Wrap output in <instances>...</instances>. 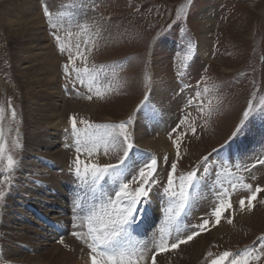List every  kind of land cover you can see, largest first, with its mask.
Returning a JSON list of instances; mask_svg holds the SVG:
<instances>
[{"label":"rangeland","instance_id":"obj_1","mask_svg":"<svg viewBox=\"0 0 264 264\" xmlns=\"http://www.w3.org/2000/svg\"><path fill=\"white\" fill-rule=\"evenodd\" d=\"M34 1L0 0V106H3L6 110L3 127L8 141L7 149L18 160L14 171L11 173L0 172V189L6 190L4 202L0 204V227L2 224L9 231L6 234L5 231L1 233L0 230V257L3 253L2 240H8V246L13 248L21 247V251H23L21 254L25 253L29 256L33 255L35 249H39L41 252L45 251V253L52 251L53 245L61 244V239L65 241V237L73 236L71 232L68 235L65 234L64 237H58L55 234L56 236L49 239L35 235L32 232L35 230L43 234L46 232L47 228L43 223L37 221L36 216V212L43 213V209L52 208L53 212L46 213L49 219L58 221L57 219H61L59 215L63 213L64 218H68L69 223L71 222V219H69L71 206L69 205L72 202L68 203V188L67 197L65 200L63 199V203H61L62 199L58 197L59 201L51 204L53 203L51 196L53 198L57 197L58 189L56 186L52 187V185L44 184L40 187L39 182L34 181L33 184L38 188L32 190L29 189V182L26 180L27 174L31 170H42L43 167L36 165L38 161L45 160L46 166L44 168L46 169L58 173L62 172V169L54 166L55 163L51 161L52 158L44 153L45 151L54 152L57 149H68V147H65L67 143L64 138H60L58 142L53 143L54 135H48V133L55 130L54 126L51 127V120L55 118L57 113L62 116L65 125L67 123V128L68 123L70 124L69 128H72L70 121L72 116L76 117L78 128H83L84 125L79 123L80 119L96 124L118 123L133 115L134 120L129 131L132 133L131 142L134 147L130 150L129 156L134 151L137 154L131 156L128 163L135 165L138 170L151 158L150 156L154 155L157 158L158 167H165L168 170L162 174L157 173L156 178L159 184L154 188L161 190L167 179H163V181L162 178L167 177L171 163L176 160V147L173 141L179 131L186 132V135H184L180 146L181 158L178 161L176 175L186 173L197 167L201 170L204 165L199 164V162L204 156H208L207 164L209 166L211 156L215 153L213 149L218 152L221 150V146L227 143H232L241 138L244 140L248 130L257 128L258 124H264V107L257 108L245 121L240 132L232 137V133L243 119V113L248 108L249 101L251 100L254 108H256L260 100L264 98V0H192L186 17L179 20L177 19L178 8L186 0H44L47 3L54 2L66 6L69 11L72 10L68 8L69 6L85 5L88 11L92 13L89 23H85L89 25V28L93 26L97 29L94 32L95 37L91 40L95 41V47L91 53L87 52L83 41L80 38L78 39L76 35L73 40L76 44L82 42L81 48H84L85 54L88 55L87 65L89 68H92L93 65L97 68L101 65L105 66V71L101 73L100 77L101 84L111 82L113 91L108 92L103 99L97 98L93 93L87 94L88 91H85L87 88L83 87L85 85L78 82L73 87V80L66 76L63 67L65 63H68L69 55L68 53L65 54L68 55L67 57L64 56L66 58L61 55L53 34L61 36V39L64 40L69 37L68 32L63 31L66 34L64 35L61 32L60 35L51 26L46 27L43 25H41L42 29L40 30L38 25L40 12L37 13L32 7V3L38 5V1ZM37 5L36 8H38ZM206 7H209V10L207 14H204L203 10ZM26 9L29 10L28 13L22 15V12ZM3 11L8 14L5 15L4 19V16H2ZM206 15L212 20L213 24L212 26L210 22L208 23L212 28L209 33L210 55L208 54L200 59L197 55L196 45L201 40V23L205 20ZM7 18L8 20L10 18V22ZM77 24L83 23L79 22L75 25ZM98 32L100 35H98ZM189 45H192L191 59L185 61L184 57L188 52ZM50 51L56 52L57 55L53 58V64L58 69L56 81L50 78L49 75L45 77L41 74V69L44 66L42 62L43 54L46 53L47 55ZM59 55L63 58H59ZM127 58L133 59L129 60L126 67L116 68L117 75L113 76L112 66L125 61ZM63 59L67 62H64ZM185 63L187 67H184ZM75 65L76 67H83L80 59L75 61ZM71 67L72 65H69V71ZM145 72L151 77L148 88L144 86ZM178 73H182V75H178ZM193 79L195 80L192 81ZM169 80L174 81L176 85L179 84L177 95H184L178 100L179 108L176 111V122L164 135L169 143L172 156L168 151H162L158 154L152 148L140 145L138 138L141 134L138 136L136 134L138 116L146 102L147 98L145 99V96L148 97L149 95L150 87L152 85L158 86ZM86 83L87 78L85 79ZM185 87L190 91L186 92L185 90L186 93L183 92ZM205 87L209 89L208 92L204 91ZM59 90L62 91V96L64 95L63 98L66 99L70 95L69 92H71L73 98L77 99H86L87 95L93 94L91 100L100 103L101 106L94 112L82 113L76 111L69 113L62 107L63 102L59 97ZM29 92L31 98L25 97L30 94ZM186 96H189L188 102L184 101ZM142 101L143 103H141ZM189 101H192V103L189 104ZM209 101H211L212 107L210 115ZM9 103L11 108L16 111L15 119H12L10 115ZM187 104L193 106V108H190ZM185 106L189 108L187 109ZM201 108L204 109L203 112L200 111ZM143 110L145 111L146 108ZM26 112H35L39 124L30 123L26 125ZM185 118H187L188 124L195 122V134L188 130L187 124L182 125L177 133H173L172 130ZM16 127H19V140L22 145L19 150L14 149L12 146V140L17 136ZM64 128L63 132L70 134ZM32 132L47 133L49 139L47 136L46 138H40L46 139L49 148L40 146L39 149L27 150L28 148H25L27 144L26 136ZM230 137L232 138L229 139ZM71 149L75 152L74 147H71ZM165 156L168 157L167 162L164 160ZM99 157L103 159L98 161L99 163L117 162L115 154H110L107 157L101 154ZM258 158L259 156L254 155L246 162L236 160L235 165H240L243 176L249 172L251 177L257 173L261 174L260 177L262 178L264 174L258 169L261 165L256 164ZM87 159L89 158L82 157V160ZM259 159H263V157ZM29 161H32V163L22 168V165ZM253 164L256 165L255 168L251 167ZM2 167L3 165H0V168ZM246 168H251V171H246ZM18 171L19 176L17 178ZM5 175L11 177V184L4 182ZM254 182L256 181L252 178L247 180V183L253 185V189L257 185L264 188V179L257 181L255 184ZM12 185L18 193L10 190L9 187H12ZM39 188L43 191L38 190ZM23 198L26 199L24 203L22 202ZM41 199L44 201L42 202ZM26 203L30 204L26 206ZM253 203L255 206L251 211H248L247 215L245 214L246 217L234 213L229 214L228 218L232 219V223L226 222V229L223 232L221 231L215 236H209L205 242L202 241V243L197 244L199 248L194 241L190 244L191 240L186 243V245H190L182 248L179 253L178 250L177 252H165L164 258L160 260L159 264L162 262L164 264L169 263V259L165 258L166 254L170 255L169 253H172V258H176L182 255L184 251H192L193 249L196 253L198 252L199 262L196 264H209L211 259L225 250L238 252L246 247L251 248L253 245L257 249L253 255H260V259H252L249 264H264V254H261L264 253V248L260 247V241L258 240L259 237L264 235V191L257 194V199ZM37 204L44 205V208ZM17 209L21 210L22 213L18 212ZM6 211L7 215H12L14 218L6 220ZM240 213L242 215L244 211H240ZM69 223L64 224L61 222L60 225H64L63 227L67 229ZM8 234L10 237H8ZM65 244L64 242L61 246L65 247ZM82 248L84 249V255L87 256L85 247ZM65 250L68 251L69 247H66ZM209 252L213 253L212 257L207 255ZM43 261H46V263L40 264H66L65 260H56L48 254L43 256ZM0 264L29 263L0 261Z\"/></svg>","mask_w":264,"mask_h":264},{"label":"snow or ice","instance_id":"obj_2","mask_svg":"<svg viewBox=\"0 0 264 264\" xmlns=\"http://www.w3.org/2000/svg\"><path fill=\"white\" fill-rule=\"evenodd\" d=\"M191 2L192 0H186L184 4L179 6L177 11L178 20L186 17ZM44 14L49 18L53 29L63 27L65 17L70 16L68 12H58L55 15L56 22H53V13L49 11L47 6L44 7ZM68 27L71 28L73 25L69 22ZM75 27L79 29L76 35L85 37L83 44L90 54L95 47V41H91L90 44L91 38L88 35L90 32L88 25L77 24ZM53 34L61 53L67 51L69 55V62L63 66L65 73H69V65H72V71L76 73V81H73V87L76 86L77 81L79 84L85 85V77H87V90L97 98L103 99L108 92L113 91L111 82L101 84L100 77L101 73L105 71V66L101 65L97 68L93 65L92 68H89L87 65L88 55L82 50L79 42L74 46L73 50L71 44L62 42L61 36ZM71 35L72 33L68 32V36L71 37ZM191 53L192 45H189L188 52L184 57L185 61L191 59ZM77 59L81 60L83 67H76L75 61ZM131 59L133 58H127L125 61L113 65V76L117 75L116 68L122 69L126 67ZM184 67H187L186 63ZM178 75H182V73H178ZM150 80V75L145 72V88H148ZM204 91L208 92L209 89L205 87ZM85 98L91 100L93 96L87 95ZM146 98L147 96H145ZM191 103L192 101H189V104ZM208 107L210 115L212 111L211 101H209ZM261 107H264V98L260 100L256 108H254L253 102L249 101L248 108L243 113V119H241L236 130L232 133V137H235L240 132L249 116L257 108ZM8 108L11 109L10 115L12 119H15L17 114L11 108L10 103L8 104ZM5 111V108L0 106V165H3L0 168V172L11 173L17 166L18 160L7 149L8 141L3 127V121L6 118ZM200 111L203 112L204 109L201 108ZM133 120V115H130L127 120H122L118 123L96 124L85 119H80L79 123L84 125V127L78 128L76 117H70L73 144H66L65 147H74L77 155L71 161L69 171L75 175L82 189H86L83 197L77 195L73 201L74 210L82 213L74 217L73 227L84 230L74 231L72 235L83 241L90 249L91 264H148L149 261L148 252L150 249L147 248L143 241H139L133 236V230L139 227L142 214L147 211L142 205L151 203L150 193L153 187L159 184L156 178L158 161L153 155L138 170L128 163L129 152L134 147L131 142L132 133L129 131ZM185 124H187L188 130L195 134V122L188 124L187 118L180 121V124L172 130L173 133H177L181 129V126ZM15 132L17 136L13 138L12 146L14 149L19 150L22 147L19 140V127L15 128ZM184 135H186V132L179 131V134L173 141L176 147V160L171 163L167 176V185L163 188V194L167 199V206L163 209L164 219L161 227L158 229V235L153 239V248L157 253L175 250L181 244L190 242L201 232L207 231L210 223L208 219H203L202 223L194 226L199 231L194 230L183 238L180 236L181 229L179 227L174 228L179 218L186 213L191 205L193 199L191 190L203 179L202 176L198 175L199 167L176 175L178 161L181 158L180 146ZM216 151V149H213V152ZM81 154H85L89 159L82 160ZM101 154L106 157L110 154H115L117 162L99 163L96 157ZM164 160L167 162L168 157L165 156ZM207 162L208 156L202 157L199 162V164L204 165L203 172L205 174L210 171ZM256 164L264 165V159L258 158ZM220 167L229 176L234 175L227 165H221ZM235 167L239 169L240 165L237 164ZM251 167L255 168L256 165L253 164ZM245 170L251 171V168H246ZM252 179L255 180L256 177L252 176ZM4 182L11 184V177L5 175ZM216 184L220 190L215 193L217 203L210 213L215 218L216 224L220 223L226 211L232 209L231 195L233 193L241 190L248 191L250 194L246 198L242 197L239 199V208L240 211H245L246 209L251 211L255 206L253 202L257 199V194L264 191V188L259 185L253 189V185L246 183L243 177H236L234 181L229 180V188L224 186L218 174ZM5 194L6 190L0 189V204L4 202ZM227 222L231 224L232 219L228 218ZM173 231L177 233L175 237H173ZM170 240H174V242H170ZM258 240L260 241V247L264 248V235L259 237ZM60 243H64L63 239H61ZM255 251H257L255 245L251 248L246 247L244 250L238 252L225 250L211 259L209 264H249L252 259H260V255H253ZM207 255L212 257L213 253L209 252ZM151 264H156L155 254L151 256Z\"/></svg>","mask_w":264,"mask_h":264},{"label":"bare ground","instance_id":"obj_3","mask_svg":"<svg viewBox=\"0 0 264 264\" xmlns=\"http://www.w3.org/2000/svg\"><path fill=\"white\" fill-rule=\"evenodd\" d=\"M37 1H38V5L35 3H32L33 4L32 7L34 8L35 11H37V13L40 12L39 13L40 15H38L39 19L41 21V22L39 21V24H38L40 30L42 29L41 25L46 26V27L51 26L50 22H49V18L46 17L44 14V7L45 6H47L49 11L53 13V17H54L53 22H56L55 21V15L58 12L65 11V12L70 13L69 17H65V22H64L63 27H59L57 29H54V31H56L60 35H61V32L63 33V31L71 32L72 33L71 37H66L62 41L71 44L73 46V50H74V46L76 45V43L73 40V38L75 37L76 33L79 32V29L77 27H74V25L76 23H79V22H82L83 24L89 23L90 18L92 17V13L88 11V9L85 5L76 4V5L69 6L68 8L72 9L71 11H69L68 9H66V6H62L60 4L58 5L54 2H48L47 3L44 0H41V1L37 0ZM36 5L38 8H36ZM208 10H209V7H206L203 10L204 14H207ZM28 11H29L28 9L24 10L22 12V15H25L26 13H28ZM2 14H3L2 16H4L3 19L6 17L5 15H8L5 11H3ZM204 18H205V20L201 23V28H202L201 38H200L201 40L196 45L197 55L199 56L200 59L203 57H206L208 54L210 55L209 33L211 32L212 28L208 25V23L210 22V24H212V20L208 17V15H206ZM7 20H8V18H7ZM8 22H10V18H9ZM69 22L73 25V27H71V28L68 27ZM44 23H45V25H44ZM212 26H213V24H212ZM89 29H90V32L88 35L91 38V40H93V38L95 37L94 32H96L97 29H96V27H93V26H92V28L90 27ZM44 32H45V30H44ZM46 32H47V30H46ZM51 32H52V30H51ZM66 32L63 34L65 35ZM74 32H75V34H74ZM67 35H68V33H67ZM98 35H100L99 32H98ZM63 37H65V36H63ZM76 37H78V39L80 38L82 41L85 39V37L82 35L81 36L76 35ZM54 43H52V44H54ZM81 44H82V42H81ZM55 45H56V43H55ZM81 47H82V45H81ZM57 49H58V47H57ZM82 50H84V48H82ZM58 51H59V49H58ZM67 53L68 52L65 51L64 53H61V55L63 57L64 56L67 57L68 55H65ZM13 54H15V53H13ZM53 54H54V56H53ZM43 55L44 56L42 58V62L44 64V66L41 69V71H42L41 74H43L45 77L49 75V76H51L50 78H53V80L55 79V81H56L58 69H57V66H55L53 64V62H54L53 58L57 57L56 52L54 53V51H50V53H47V55H46V53ZM61 55H59V58L62 59L63 57ZM66 57H64V58H66ZM61 59H60V61H62ZM68 59H69V57H68ZM63 61H64V59H63ZM64 62H67V61H64ZM59 67H60V65H59ZM61 73H62V71H61ZM64 73H65V71H64ZM66 76H68L70 80L76 81V73L74 71H72V67H71L69 73L66 74ZM86 78L87 77H85V79ZM194 80L195 79H193L192 81H194ZM86 84H85V86H83L84 88H87ZM178 85L179 84L176 85L174 81H170V80L167 82H162L158 86L152 85L150 87V90L148 93L149 95L146 99V102L144 103L143 107L141 108V110H140L141 113L138 116L139 121H138V124L136 125V134H137V136L139 134H141V136L138 138V140L140 142L139 144L146 147V148H152L154 151H156L155 153H158V154H160L162 151L163 152L168 151L170 153V155L172 156L169 143H168V141L164 135L174 126L176 119H177V117H175L176 111L179 108L178 100H179V98L184 96L183 94L177 95V91L179 89ZM182 85H184V84H182ZM185 90H186V92L190 91V90H187L186 87H185L183 92H185ZM85 91H88V90H85ZM88 93L89 92H87V94ZM59 94H60L59 97H60L61 101L63 102V106H62V107H64L63 109H65V111L67 110L69 113L70 112H76V111H79L82 113L94 112L96 109H99V107L101 106L100 103L93 101V100L73 98L71 92L68 93V94H70L68 99L63 98L64 95L62 96V91H60V90H59ZM192 94H193V91H192ZM25 97L31 98V93ZM188 98H189V96H186L184 101L188 102ZM187 106H189L190 108H193V106H191V105L187 104ZM144 108H146V110L142 111V109H144ZM185 108H187V107L185 106ZM147 110L149 111V113L147 112ZM34 113L35 112H33V113L26 112V117H25V122L27 121L26 125L27 124L29 125L30 123L31 124H39V122H37V119H36V116ZM143 113H144V115H143ZM156 120H159V121L157 122ZM51 124H52L51 127L54 126L55 130H54V132L48 133V135L49 136H50V134L54 135L55 139H54L53 143L58 142L60 138H64V141L68 145L73 144L72 128H69V126H70L69 123H68V128H67V123L65 125L63 118L60 114L59 115H58V113L56 114L55 118L51 120ZM64 127H66V128H64ZM63 128L67 129V131L70 134H65L63 132ZM48 135H47V133L40 134L38 132L28 133V136H26L27 144H26L25 148L26 149L28 148L27 150H30V151L32 149H34V150L39 149L40 146H44L45 148H49V144L46 141V139L40 138V137L46 138V136L48 137ZM48 139H49V137H48ZM26 153H27V151H26ZM44 153H46L48 156H50L52 158L51 161H53L55 163L54 166L62 169V172L61 171H60V173H58L57 171L53 172V170L44 168V166H46L45 160L44 161H38V164L36 162V165L41 166L44 169L42 168V170H37V171L31 170V172H29L27 174L26 180L29 182V187H30L29 189L33 190V189L38 188L35 186V184H33L34 181L36 183L39 182L40 187L44 186V184H47L50 186L52 185V187L56 186L58 189V192L56 191L57 197L53 198L50 195L51 198L53 199V201H52L53 203H51V204H55V201H59L58 197L62 199L61 203H63V199L65 200L67 197V193H66L67 188L69 189V193H70V188H71V186L69 184L70 181L74 182L75 180H77L75 175L72 172L67 170L71 167V161H73L75 159L77 153L73 152V150L71 149V146L68 147V149H66V150L57 149L54 152L45 151ZM135 154H137V152L134 151L129 156V158L131 156H135ZM254 155L259 156V158L263 157V159H264V124L263 125L258 124L257 128H253V129L251 128L250 130H248V132L245 134L244 140H243V138H241V139L233 141L232 143H227L221 148V150H219L218 152H215L214 155L211 156V161H210V164L208 166L210 169L209 173L205 174L203 172V167L201 170H199L198 175L202 176L203 179L191 190L192 195H193L191 205L187 209L186 213L179 218V220L177 221V224L174 226V228L179 227L181 229V233H180L181 238H183L187 234H190L191 231L196 230V228L194 226L202 223L203 219H208L210 221L209 226H208V230L205 232H201L199 234V236L196 237L195 239L193 238V240L190 243V244H192V242L194 241V243L196 242L195 244L197 245L199 243H202V241L205 242V240L209 236H215L219 232H221V231L223 232L224 229H226L225 223L227 222L226 219L228 218L229 214L232 215L234 213V214H237L239 216L246 217V215L248 214V210H245L242 215H241L240 210H239V199L242 197L246 198L250 194L248 191H245V190L238 191V192L233 193L231 195V203H232L233 207L231 210L225 212L224 217L221 218V221L219 224L215 223V218L213 216H211L210 213L212 211V208L217 203V198H216L215 193H216V191L220 190L219 186L216 184L217 175L219 174L220 180H221V182L224 183L225 187L230 188L228 181L229 180L234 181L236 179V177H243L244 181L247 183V180H249V179L251 180L252 177L249 176V172L243 176L242 175L243 170H240V167H239V169H237L235 167V164H236L235 161L239 160V161H245L246 162V161H249L250 157H253ZM82 157L88 158L86 155L84 156V154H81V159H82ZM96 159L98 161L103 160L99 156L96 157ZM28 163L26 162L25 164H23L22 168L27 167V165H30L32 163V161H29ZM132 163H135V162H132ZM221 165H227L232 170L231 172L234 175L229 176L228 174L224 173L222 168L220 167ZM131 166L136 169L135 165H131ZM258 169H260L259 171L264 174V165L259 166ZM165 171H168L167 169H165V167L164 168L158 167L157 173L162 174ZM18 176H19V171L17 172V178H18ZM253 176L256 177V179L254 180L256 182L264 179V175H262V178L260 177L261 174L259 175L256 173V175L254 174ZM166 178L167 177L164 176L162 178V180L163 179L165 180ZM16 182H17V179L14 183L16 184ZM256 182H254V184ZM252 183H253V181H252ZM164 184H165V186L167 185V179L164 182ZM165 186L163 185V188ZM9 188H10V190H14L13 191L14 193H18L17 190H15L13 185H12V187H9ZM163 188L161 190L159 188L153 187V190L150 193L151 203L147 204L150 208V212L155 211V214L157 215L156 218L160 222H163V219H164L163 209L167 206V199L163 194ZM38 190H42V189L39 188ZM8 197H10V196H8ZM25 200L26 199L23 198L22 202L23 203L26 202ZM41 201L43 202L44 200L41 199ZM28 204H30V203H26L25 205L27 206ZM246 204H247V200H246ZM37 205H39V204H37ZM39 206L41 208H44L43 207L44 205L43 206L39 205ZM51 209L52 208L46 209V210L43 209V213H45V214L50 213L49 211L53 212ZM238 210H239V212H238ZM17 211L21 212V210H19V209H17ZM5 216H6V220L7 219L9 220V218H14L12 215H7V211H6ZM59 217H61V219H57V220L60 223L61 222H63L64 224H67V222L69 223V221L67 220L68 218L65 219L66 217L64 218L63 213H62V215H59ZM72 225H73V223H72ZM62 226H64V225H62ZM0 230H1V233H2V231H5L6 234L9 233V231L6 229V227L2 224H1ZM73 230H76V228H74ZM45 231H46L45 234L39 233L36 230L32 231V232H34L35 235H40L41 237L49 238V239L52 238L53 236H56L55 235L56 233L53 232L52 229H46ZM76 231H79V230H76ZM176 235H177V233L175 231H173V237H175ZM200 236H202V237H200ZM8 237H10L9 234H8ZM64 239H65L64 242L66 243L65 247H62L61 244L53 245L52 249L54 251L50 250L46 253H45V251L41 252L39 249H35V251L33 252V255H29V256L25 253H24L25 255L21 254L23 252V251H21V247L13 248L11 246H8V244H7L8 240L7 241L2 240L3 241V250H2L3 253L1 254L0 261H2V262H6V261L7 262H13V261L14 262H21V261H23V262H28L29 264H40V263H46V261H43V256L48 254L49 256H51V258H54L56 260H59V259H60V261L65 260L66 264H88V258L86 255H84V253H83L84 249L82 248L83 246L85 247V249L87 247L85 246L83 241H81L77 238H74L73 236L71 237L70 235L65 237ZM198 240H200V241H198ZM170 242H174V240H170ZM190 244H187V245L181 244L179 248H177L175 250H170L168 252H177V250H178V253H179V251L182 248L188 247ZM197 246L199 248V245H197ZM197 246H194V247L197 248ZM66 247H69L68 251L65 250ZM152 247H153L152 243L148 242V249H150ZM80 249H82V250L80 251ZM168 252H166V253H168ZM164 253L165 252H160V253L155 255L156 256V264H159L161 262L160 260L162 258H164ZM169 254L170 255L166 254V256H165L166 259H169V263H167V264H196L197 262H199L198 257H197L198 252L196 253V251H194V249L192 251H189V250H187L186 252L184 251V253L182 255H180L181 257L179 256L176 258H172L173 254L172 253H169ZM17 255H19V256H17ZM148 257L150 260L151 259V249L148 252ZM25 259H27V260H25ZM148 264H150V263H148ZM161 264H164V263L162 262Z\"/></svg>","mask_w":264,"mask_h":264}]
</instances>
